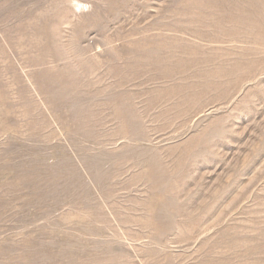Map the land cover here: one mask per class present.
I'll return each mask as SVG.
<instances>
[{
	"label": "rangeland",
	"instance_id": "1",
	"mask_svg": "<svg viewBox=\"0 0 264 264\" xmlns=\"http://www.w3.org/2000/svg\"><path fill=\"white\" fill-rule=\"evenodd\" d=\"M0 0V264H264V0Z\"/></svg>",
	"mask_w": 264,
	"mask_h": 264
},
{
	"label": "bare ground",
	"instance_id": "2",
	"mask_svg": "<svg viewBox=\"0 0 264 264\" xmlns=\"http://www.w3.org/2000/svg\"><path fill=\"white\" fill-rule=\"evenodd\" d=\"M73 2V5H75V9L77 10V12H80V14H83L89 9V5L87 3H83L78 0H73Z\"/></svg>",
	"mask_w": 264,
	"mask_h": 264
}]
</instances>
